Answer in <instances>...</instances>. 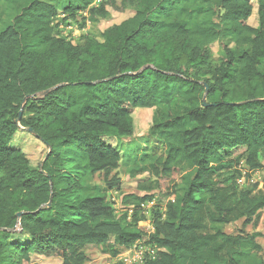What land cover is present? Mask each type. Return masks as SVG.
I'll return each mask as SVG.
<instances>
[{"label":"trees","instance_id":"trees-1","mask_svg":"<svg viewBox=\"0 0 264 264\" xmlns=\"http://www.w3.org/2000/svg\"><path fill=\"white\" fill-rule=\"evenodd\" d=\"M113 7L0 0V264H86V249L116 260L143 238L161 251L143 264H264L257 233L221 230L264 210V178L252 182L264 169V0H121L132 15L98 38L64 32ZM153 107L166 110L149 129L163 157L142 150L135 172L156 181L116 215L105 191L121 189L117 145L134 134L133 112ZM20 130L46 147L40 165L15 143ZM96 175L104 190L89 185Z\"/></svg>","mask_w":264,"mask_h":264},{"label":"rangeland","instance_id":"rangeland-1","mask_svg":"<svg viewBox=\"0 0 264 264\" xmlns=\"http://www.w3.org/2000/svg\"><path fill=\"white\" fill-rule=\"evenodd\" d=\"M116 2V7L109 9V16L107 20L101 21L97 24L87 23L86 27L81 31L78 30L79 23L77 25H72V27L67 28L64 32L68 34L71 33V37L78 38L80 35H87L91 38L97 37L101 31L108 28L111 25L119 24L123 20L129 18L132 14L130 11L122 10L119 7L121 0H114ZM12 13L7 11L4 14L3 25H6L11 18ZM248 24L252 27H257V16L256 9H254L251 18L248 20ZM211 55L213 60L221 57V46L219 43L213 44L211 46ZM173 112L178 115L182 113L181 106H175ZM166 115V110L161 107H153L151 109H138L132 114L134 120V134L130 138L122 139L118 145V150L125 154L126 164L121 165L117 170V176L121 181L120 191H105L108 201L114 204L116 215L123 212L122 198L128 194L143 195L144 192L138 190V186L145 185L149 186L156 181V177L152 174H141L135 172L139 164V158L143 153L142 150L146 149L147 154L152 155L153 158L163 157L161 148L155 142V140L149 135V129L153 126L156 120H160L161 117ZM25 131L20 130V133L15 137V143L23 150V153L27 156L31 165L36 167L40 165L44 157L47 154V149L40 142L34 139L31 135L24 133ZM127 158V159H126ZM264 164V159L262 161ZM246 170H244L245 172ZM130 172L133 173V177L130 176ZM264 178V169L255 172L252 176V182H261ZM180 176H174L173 179L161 182V194H165L167 190L169 192L173 191V185H178L180 182ZM91 187H98L104 190V185L102 182V176L96 175L89 183ZM166 190V191H165ZM165 191V192H164ZM157 192V190H151L149 193ZM160 194V195H161ZM222 232L229 235L239 234L240 230H244L247 234L257 233L259 236L257 238V243L264 249V210L259 214V219L256 225L247 226L243 228L242 222L238 221L221 228ZM85 253L88 257L86 264H114L116 260L111 258L109 254L104 253L101 249H86ZM31 264H59V260L56 258H45V257H34Z\"/></svg>","mask_w":264,"mask_h":264},{"label":"built area","instance_id":"built-area-1","mask_svg":"<svg viewBox=\"0 0 264 264\" xmlns=\"http://www.w3.org/2000/svg\"><path fill=\"white\" fill-rule=\"evenodd\" d=\"M245 182L244 177L238 180V185L243 186ZM259 187L261 188V182H259ZM153 203H149L147 205H142L143 213L146 217V221L139 223L140 227L145 228L148 234L153 233V229L148 220V212ZM161 252L153 245H150L146 238L139 240L136 244H134L131 248L123 250L118 257L116 258V263L119 264H143L146 259H155L157 257V253Z\"/></svg>","mask_w":264,"mask_h":264},{"label":"water","instance_id":"water-1","mask_svg":"<svg viewBox=\"0 0 264 264\" xmlns=\"http://www.w3.org/2000/svg\"><path fill=\"white\" fill-rule=\"evenodd\" d=\"M28 132H30V130H28ZM21 214L18 215V217H20Z\"/></svg>","mask_w":264,"mask_h":264}]
</instances>
